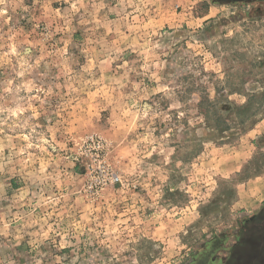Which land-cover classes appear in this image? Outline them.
Instances as JSON below:
<instances>
[{"label": "rangeland", "instance_id": "374dc122", "mask_svg": "<svg viewBox=\"0 0 264 264\" xmlns=\"http://www.w3.org/2000/svg\"><path fill=\"white\" fill-rule=\"evenodd\" d=\"M0 264H264V0H0Z\"/></svg>", "mask_w": 264, "mask_h": 264}, {"label": "built area", "instance_id": "2783aa9c", "mask_svg": "<svg viewBox=\"0 0 264 264\" xmlns=\"http://www.w3.org/2000/svg\"><path fill=\"white\" fill-rule=\"evenodd\" d=\"M116 180H118V178Z\"/></svg>", "mask_w": 264, "mask_h": 264}]
</instances>
